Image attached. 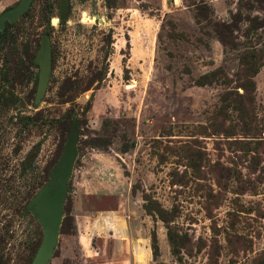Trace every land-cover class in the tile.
<instances>
[{
	"label": "rangeland",
	"instance_id": "374dc122",
	"mask_svg": "<svg viewBox=\"0 0 264 264\" xmlns=\"http://www.w3.org/2000/svg\"><path fill=\"white\" fill-rule=\"evenodd\" d=\"M18 1L0 0V14ZM5 31L0 264H32L43 230L29 203L61 158L68 110L77 155L48 264H87L75 247L74 214L113 207L116 195L134 214L144 198L172 212L181 261L153 214L146 233L163 235L167 247L156 264H264V0H34ZM45 35L52 68L35 104L34 57ZM251 54L260 68L245 105L257 131L244 138L238 114L217 112ZM215 69L228 84L196 85ZM239 140L256 150L242 152ZM86 187L93 195H83Z\"/></svg>",
	"mask_w": 264,
	"mask_h": 264
},
{
	"label": "crops",
	"instance_id": "0c3cea01",
	"mask_svg": "<svg viewBox=\"0 0 264 264\" xmlns=\"http://www.w3.org/2000/svg\"><path fill=\"white\" fill-rule=\"evenodd\" d=\"M93 193L86 187L83 195ZM150 218L145 211H127L122 197L116 195L113 207L74 214L75 247L87 264H156L151 234L146 233ZM157 239L159 251L164 254L167 247L163 235Z\"/></svg>",
	"mask_w": 264,
	"mask_h": 264
},
{
	"label": "water",
	"instance_id": "95a60500",
	"mask_svg": "<svg viewBox=\"0 0 264 264\" xmlns=\"http://www.w3.org/2000/svg\"><path fill=\"white\" fill-rule=\"evenodd\" d=\"M34 0H19L17 4L0 14V30L5 22L15 23L26 13ZM55 24V20H52ZM38 66L37 89L34 103L38 104L47 87L52 68V53L48 36L40 40L39 49L34 57ZM77 155V132H71L65 144L59 162L50 174L48 182L29 203V209L40 223L42 240L33 258L32 264H48L58 240L62 220L63 200L67 182L71 176Z\"/></svg>",
	"mask_w": 264,
	"mask_h": 264
},
{
	"label": "trees",
	"instance_id": "16d2710c",
	"mask_svg": "<svg viewBox=\"0 0 264 264\" xmlns=\"http://www.w3.org/2000/svg\"><path fill=\"white\" fill-rule=\"evenodd\" d=\"M199 11H207L209 12V15H213V11L206 4H202L199 7ZM4 36L5 33H0V38H4ZM107 39L108 45L110 46L112 43L111 38ZM242 60V67L236 74V91L227 90L221 96V107L219 108L217 113L219 115H228L229 112H234L238 114V119L240 121L239 126L242 135H244V138H251L253 137L254 132H256L257 130L256 126H254V120L252 119V117L249 116L245 103L247 102L249 105L252 103L253 94L255 92L254 77L259 72L260 60L259 57L254 54L244 56ZM220 75L222 76L221 81H219L218 78V76ZM229 81V78L223 75L221 69H215L200 76L196 82V85L200 87L219 83L226 85L229 83ZM238 89L242 90V92L239 93ZM60 122L66 125H69L71 123L72 127L70 129L68 128L67 130L68 136H70L71 132L73 131L77 132V118L73 114L72 110H68L65 115L60 119ZM253 142L254 141L251 140H239L236 142V144H239L242 147V152H251L256 150V148L251 147V144H253ZM34 154V152H31V154L29 155V160L33 158ZM144 202L145 204L143 205V208L146 214L151 216L152 219L154 218L153 214H156L159 220L164 224L166 230V237L170 247V252L178 261H181V250L185 247L184 238L183 236L177 233L175 227L172 225V212L165 210L155 200H149L147 198H144ZM66 225H70V223L67 218H64L62 228H64V226ZM150 237L153 259L156 261L157 258L160 256L158 239L154 231L151 232Z\"/></svg>",
	"mask_w": 264,
	"mask_h": 264
},
{
	"label": "flooded vegetation",
	"instance_id": "af4514ba",
	"mask_svg": "<svg viewBox=\"0 0 264 264\" xmlns=\"http://www.w3.org/2000/svg\"><path fill=\"white\" fill-rule=\"evenodd\" d=\"M16 4H17V3H16ZM16 4H14L13 6H15ZM13 6H12V7H13ZM10 8H11V7H10ZM7 9H9V8H7ZM7 9H6V10H7ZM29 9H30V8H29ZM4 11H5V10H4ZM28 11H29V10H28ZM28 11H27V12H28ZM27 12H26V13H27ZM26 13H24V14L19 18V20H20V19H21ZM86 19H87V18H83V20H86ZM19 20H18V21H19ZM18 21H17V22H18ZM17 22H15V23H9L8 21H6V22H5V25H4V27H3V29L0 30V33H1V34H2V33H5V32H6L5 30H6L7 27H11L12 25L16 24ZM0 40H2V38H0Z\"/></svg>",
	"mask_w": 264,
	"mask_h": 264
}]
</instances>
